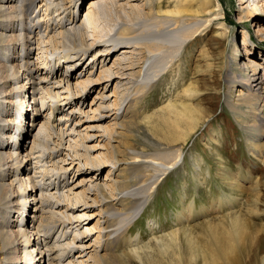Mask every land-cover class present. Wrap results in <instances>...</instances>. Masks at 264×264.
<instances>
[{"label":"bare ground","instance_id":"1","mask_svg":"<svg viewBox=\"0 0 264 264\" xmlns=\"http://www.w3.org/2000/svg\"><path fill=\"white\" fill-rule=\"evenodd\" d=\"M64 1L42 0L40 5H43L44 10L41 9L43 14L38 17L31 12L33 6L37 5V0H0V264H42L45 261V249L48 248L47 250L52 252L55 249L47 241L59 224L66 225L64 228L68 229L69 225L76 223L79 226L87 223L88 219L87 225H91L89 219L93 212L88 208L92 201L101 207L99 213H94L100 219L92 228V232L99 229L98 242L101 249L96 250V255L88 254L77 247L74 240L69 242L66 249L68 255H73L74 250L82 251L80 254L87 253L86 257L92 260L94 257L100 259V264H157L153 258L151 243L142 242L140 235L132 236L129 228L144 212L160 180L185 159L183 146L194 133L207 125L206 132L212 145L220 142L223 126L218 123L216 127L215 122L223 118L224 113L221 112L219 117L215 118V110L205 105L211 96L214 95L213 99L219 96L215 93L204 95L206 88L199 87L198 79L201 69H195L190 73L189 80L181 88L176 89L175 95L143 117V125H146L152 136L155 135L153 151L133 147L135 143L128 142L129 128L136 121L138 122L135 125L139 124L141 119L138 117L144 111L146 95L155 93L169 73H173V67L178 62V57L184 53L187 44L193 42L192 46L195 45L199 41L198 36L224 16L223 5L220 0H172L173 8L165 9L164 0H90L84 19L79 21L78 13L72 8L70 10L74 11V18L66 19L70 11L67 12L68 8L67 5H63ZM67 1L70 3L75 0ZM48 3L54 4V8L60 12L56 14L57 17L60 16L58 20L56 17L53 21L54 28L58 27L53 34L51 33L53 28L46 26L44 28L46 30L43 31L41 24L55 17L53 12H47ZM77 4L75 6H78ZM104 5L108 13L114 16L112 24H106L108 13L105 14ZM240 5L242 11L239 12V20H243L245 15L250 17L251 12L255 14L257 10H264V0H240ZM254 23L257 32L264 34V18ZM216 24L213 31L214 40L219 43L228 36V27L226 22L220 21ZM242 45L243 60L241 59L243 55L239 51V41L232 38L231 55L226 58L222 56L220 62L214 63L220 69L223 68L219 75L227 82L224 102L242 130L240 131L243 133L249 156L246 155L245 160L237 158L239 172L232 173L231 176L225 166L220 173L224 181H229L228 187L235 190L238 196L232 198L225 191L209 206H201L200 211L205 213L208 209L220 210L224 207L223 204L232 205L234 202L235 205L232 207L234 210L219 216L217 222L213 223L210 220L207 222L208 229L218 235L227 232L224 237L237 245H244L245 250V239L250 240L249 253L253 258L259 257L264 264V51L252 56L255 45L246 40L242 41ZM94 47L101 48L96 53H90L94 57L93 67L100 59L97 80L116 81L115 88L125 80L130 85L126 88L128 90L121 102L115 98L105 106L96 109L91 107L94 111L114 107V112L109 114L113 117V128L104 126L106 134L109 131L107 138L113 141L112 154L99 151L100 162L93 160L92 163L95 167L102 161L104 163L109 161L111 167L107 175L111 172L115 178L110 183L100 181L91 184L89 187L91 196H81V199L78 196L72 198L73 189H69L68 194L57 195L56 201L51 196L38 198L37 190L42 189V185L31 175V156L36 150L35 146L32 153L26 149L24 153L19 144L22 142L21 137L25 135L24 130H30L24 123L28 124L26 120L28 118L31 122L34 121L36 114L39 115L41 112L38 94L45 93L43 97L49 98V104L46 101L47 106L53 112L63 111L61 99L69 98L67 100L71 103L77 95L83 96L81 92L92 80L90 78L92 71L88 74L87 70L78 71L83 66L84 59L88 57L87 53L93 51ZM205 49L202 47L198 56H203ZM36 50L38 52L35 61ZM115 51L116 57L110 65ZM187 53L189 54L188 50ZM37 61H44L46 65L41 66ZM57 61L60 62L58 68ZM212 65L213 62H209L208 68ZM51 83L57 85L52 87ZM219 87L220 85L216 84L212 89ZM61 89L66 92H61ZM27 95L32 100H27L25 98ZM66 112L60 115L58 121L49 119L50 133L45 137L44 152L48 151L54 156L51 170L60 178L67 175L70 170V167L64 166L70 152L55 160V154L61 151L59 148L67 139L65 138L67 131L61 127L62 118L70 115ZM215 119L217 121L213 122ZM225 126L227 130L235 129L233 123ZM74 128L75 126L71 128L72 132ZM77 133L78 136L73 137L74 144L69 139V147L74 150L75 155L77 154L71 165L75 163L77 156L81 161L80 157L83 154H79V148L87 147L84 145V138L87 137L82 136V131ZM54 134L58 136L59 143L57 138L53 137ZM235 138L233 135L232 140ZM22 146L24 147L23 142ZM198 167L201 166L198 164ZM240 176L247 180L248 185H245ZM94 197L95 199L90 202L89 199ZM31 203H34L37 213L25 217L24 214ZM52 204L58 205L60 212L63 211L59 219H57L59 216L51 217L41 210L43 205ZM14 212L18 213V218L8 220ZM196 212H199V209L195 207L193 201L187 212L181 211L177 215L179 221H190ZM36 219H40L42 235L35 227ZM148 222L154 227L155 222L151 223V220ZM98 224L101 226H97ZM191 230L189 226L173 229L162 234L160 242L166 251L175 249L174 244L176 248H180L183 246L180 235L183 234L190 247H193L195 243ZM203 256L201 251L192 254L190 259L193 263L200 261L202 264L207 262L202 261ZM181 257L182 253H179L178 258L182 261ZM55 259L57 258L52 257L50 264H53ZM86 262L88 261L77 260L74 264Z\"/></svg>","mask_w":264,"mask_h":264},{"label":"rangeland","instance_id":"2","mask_svg":"<svg viewBox=\"0 0 264 264\" xmlns=\"http://www.w3.org/2000/svg\"><path fill=\"white\" fill-rule=\"evenodd\" d=\"M41 1L42 0H37V5H34L31 9V12L37 14L38 17L42 16V10H44L43 5H40ZM89 1L90 0H81L80 3V0H75L69 3L67 0H65L63 5H67V12L70 11V13L66 16V19L70 17L74 18L75 13L73 10H75V12L78 13L77 20L80 19L79 21H82L88 9ZM220 1L224 8V16L220 17L219 21L216 20L213 26H211L200 36H198L200 38L195 45L192 46L193 42L187 44L184 53L178 57L179 60L173 67V73H169L165 82L162 84V86H160L159 89H157L155 93L152 92L146 95L144 99V111L138 117L139 119H141L139 124L135 125V123L138 122L136 121L135 123L131 124L129 128L130 137L128 142L133 141L135 143L133 147H136L140 150L150 152L153 151L154 149L152 148V143L153 141H155V135L152 136V134L147 130L146 125H143V117H145L146 114L148 115L153 112L158 108V106H162L163 104H165L171 96L175 95L177 93L176 89L181 88L183 84L189 80L191 76L190 73L195 69H201L200 73L198 74V79H200V85H198L201 89L206 88V90L204 89L205 92H203L204 95H213L215 93L217 96H219V98L215 99H213L214 95L211 96L210 100L208 99L205 105L210 106L215 110V118H218L221 112L224 113L223 118H220V120L218 121L216 119L213 121H217V123L215 122L216 127L218 123H221L219 125L223 126V132L219 138L220 142L214 143L216 146L212 145L213 143H211L212 141L208 136V132H206L207 125L201 127L199 131L194 133V135L183 146L185 159L181 161L180 165L177 168L171 170L165 177L160 180L144 212L139 218L135 220V222L131 224L129 228V233L132 236L140 235L142 242L151 243V245L153 246V258L157 262V264H201L200 261L193 263L190 259L192 254H196L201 251H203L204 254L202 261L207 260V262H205L207 264H211L213 262H217V264H263L259 257L253 258L251 253H249V244H251L250 240L245 239V250L244 245H237L233 241H230L228 238H225L224 235L227 232L224 235H218L217 233H214V231H210V229H208L209 223L207 222L209 220L213 221V223L215 221L217 222L219 216H222L234 210V208H232L235 205L234 202V205H230L228 203L223 204L224 207H222L220 210L217 209L213 211L211 209H208V212L206 211L205 213L200 211L201 206H209V204L214 199L223 194L225 191L230 194L232 198L238 196L235 190L228 187L229 181H224L220 176V173L223 172L224 169L222 168H224L225 166L229 170L228 172L231 173V176L232 173L239 172L240 166L237 162V158H243L242 160H245L246 155H248L247 148L244 144L245 141L242 135L243 133L241 132L242 130L236 122L231 110L224 102V95L227 90V82L224 77H221V75H219L220 70H222L223 68L220 69L214 62H220V60H222V56L226 58V56L229 57L231 55L232 38L238 39L239 41V51H241V55H243V57L241 56L242 60L244 59V54L242 53V41L246 40V42H251L255 45V47L253 46L252 56L256 55V53L259 54L260 51H264V34H259L257 32L254 23L257 20H262L264 18V10H257L255 14L254 12H251L250 17H246L245 15V18L243 20H239V12L242 11V9L240 8V0ZM76 3H78V6H75ZM51 5L52 4L48 3L49 9L47 10V12H53V16L55 17L53 19L51 18V23H49L51 19L49 20V22H41V24H43V27H41L43 31L46 30H44L46 26L48 28L50 27V29L53 28L51 31V33L53 34V32H55L54 30L58 28L57 26L56 28H54L55 25L53 24V21L57 17L56 14L60 12L58 11V9L54 8V4L52 6ZM173 6L174 3L172 2V0H164L165 9L173 8ZM71 8L73 9L72 12L70 10ZM104 8L105 14H107L108 9L106 8V6ZM38 9L39 12H36ZM59 17L60 16H58L56 20H58ZM113 17L114 16L111 13H108L106 15L107 25L109 23H113ZM220 21L226 22V25L228 27V36L223 38L221 42L217 43L216 40H214L215 35L213 31L217 26L216 23ZM202 47L206 48V51L205 54L203 52V56L200 57L198 55H200L199 50ZM100 49L99 47H94L93 51H89L87 53V55L89 54L88 57L84 59L85 62H83V66L78 71L81 72L84 70L85 72V70H87V74L92 71L90 76L92 80L89 82L88 87L84 88V90H82L81 92L83 93V96L77 95V97H75L74 99L72 98L73 100L71 103H69V101L67 100L69 98L63 97L65 98L61 99L63 100V102H61L64 108L63 111L55 110L53 112L47 106V102L49 104L50 101L49 98L43 97L45 93L38 94L37 100L39 101V109L41 110V112L39 113V115L36 114V118L34 121L31 122L28 118L26 119L28 124L24 123L25 127L30 128V130L28 131L25 129V135L21 137L24 147L22 146V142H19V144L24 153L25 149L28 152L32 153V149L35 146L36 150H34L35 152L31 156V175L35 176L39 184L42 185V189L39 188L37 190L38 198H46L51 196V198H53V200L55 199L54 201H56L55 197L57 195H63L64 193L68 194L69 189H73L72 198L74 196V198H77L78 196L81 199V196H91L89 194V187L91 184H95L100 181L110 183L115 178V175L111 172L107 175L111 167L109 161H107L106 163L102 161V163H98V165L95 167L92 163L93 160H97L100 162L101 159L98 156H100L101 151L106 152V154L109 155L112 154L111 142L113 143V141L107 138L109 136V131L108 134H106L107 132L104 126H110L113 128V117H110L109 114L114 112V107L106 110L104 108H100V110L97 111H94L93 109H96L102 105L105 106L110 101L113 102L115 98H117V100L121 102L128 90L126 88H129L130 85H128L127 80H125L120 86L116 87V90V81L109 82V80H97L96 77H98L101 63L99 59L97 60L95 67H93L94 57H92L91 54L98 52V50ZM187 50L189 54L187 53ZM37 52L38 50H36L35 52V61ZM116 54V51L112 54L110 65L113 62L112 60L115 59ZM38 62L41 66L46 65L44 61H37V63ZM209 62H213L211 68H208ZM59 63L60 62L57 61V68L59 66ZM64 66H66V64ZM48 68H50V66H48ZM83 74L81 76H83ZM51 84L52 87L53 85H57L55 83ZM216 84H218V86L220 85L219 89H212ZM60 91L66 92V90L64 89H61ZM25 98L27 100H32L29 95L25 96ZM25 103L28 104V101H26ZM32 103L33 102L31 101L30 106H32ZM91 107H93V109H91ZM63 112L70 114L67 117L62 118L61 120V127H63V130L67 131L65 135V138L67 139L64 141V145L59 148L61 149V151L55 154V160L64 157L69 152L71 154H69L70 156L66 157L67 161L64 164L65 167H70V170L67 175H63V177L60 178L54 175L55 171H52L54 165L52 159L54 156L48 153V151L47 153H45L44 151L46 147L45 137L50 133V129H48L49 119L51 121H58L60 119V115H62ZM230 123L234 124L235 129L233 128L231 130H227V126L225 125ZM74 126L75 130H73L72 132L71 128ZM77 131H82V136L87 137L84 138V145L87 147L79 148V154H83V156L80 157L81 161L79 159V156H77L78 158H76L75 163L71 165L70 163L73 161V158L76 157L77 154L75 155L74 150L69 147V139H71V142L74 144L73 137L78 136ZM103 135H105V137ZM233 135L236 136L234 140H232ZM53 137L57 138V143H59L58 136L54 134ZM38 156H41V158ZM198 164L201 167H198ZM46 168L47 170H45ZM56 178L58 179L56 180ZM241 179L243 180L245 185H248L247 180H244V178L242 177ZM94 199L95 197L89 200L91 202V200ZM67 201L69 202V199ZM193 201L195 207L199 209V212H196L195 215H193L192 219L190 217V221H179L177 214L181 211L187 212L188 206ZM91 203V206L88 208V210H91V212H93V214H91L92 216L89 219L91 225H87L89 224L88 219L86 220L87 223L85 222L79 226L74 223V225H69L70 228L68 229L64 228L66 225L63 226L62 224H59L55 228L52 237L47 241L50 242L49 244L51 245V247L55 249L52 252L47 250L48 248L45 246V248L47 249L44 248L46 250V255L45 261L42 264H50L52 257L57 258L55 259L53 264H74V261L77 260H86L88 261L86 262V264L101 263V260L97 257H94L93 260L86 257L87 253H95L96 255V250L100 251L101 249V245L98 242L99 229L98 231L92 232V228H94V225H96L100 219V217H97L94 213H99L101 211V207L97 202L92 201ZM40 205L41 203L39 202V206ZM28 208L29 209H27V212H25L24 214L25 217L26 215L30 216L34 213H37V209H34V203L28 205ZM41 210L46 212L45 214H48V216H59L57 219L62 216L61 214L63 212H60L61 210L56 204H54V206L53 204L49 206L43 205L41 207ZM12 218H18V213H12L8 220L11 221ZM149 220H151V223L155 222L154 227H151L152 225H150V223L148 222ZM40 224V219H36L35 227L37 228L39 234L42 235L43 232L39 227L41 226ZM97 226L100 227L101 224H98ZM187 226H189V228H192L191 232L194 238V246L190 247V244L185 240L186 238H184L183 234H181L180 240L181 243H183V246L180 248H176V244H174L173 246L175 247V249L166 251L160 242V236L164 233H168L173 229L184 228ZM42 237L45 238L44 236ZM220 238H222V240ZM74 240L76 241L75 245L81 248L82 251L87 252L86 254H80L82 253V251L78 252L74 250L73 255H68V251L66 249L69 245V242H73ZM228 245H230L229 248ZM190 250L192 251V254ZM179 253H182V261L178 258ZM71 259L73 262L71 261Z\"/></svg>","mask_w":264,"mask_h":264}]
</instances>
